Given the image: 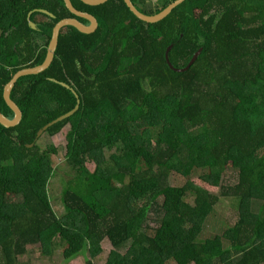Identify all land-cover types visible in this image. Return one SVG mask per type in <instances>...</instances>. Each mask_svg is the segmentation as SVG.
<instances>
[{
	"label": "trees",
	"instance_id": "1",
	"mask_svg": "<svg viewBox=\"0 0 264 264\" xmlns=\"http://www.w3.org/2000/svg\"><path fill=\"white\" fill-rule=\"evenodd\" d=\"M70 1L96 19V31L63 27L50 67L10 93L21 122L0 124V264H17L30 246L50 254L56 242L65 262L83 254L93 264L103 240L112 247L105 264H264V0H185L151 24L123 0ZM67 18L89 24L63 0H0L8 119L4 87L44 62L54 26ZM170 46L175 69L201 53L176 72ZM78 101L44 132L70 126L65 160L74 174L61 183L58 217L49 195L57 150H41L37 135ZM175 173L183 186H171ZM221 198L238 202L237 221L201 241Z\"/></svg>",
	"mask_w": 264,
	"mask_h": 264
},
{
	"label": "rangeland",
	"instance_id": "2",
	"mask_svg": "<svg viewBox=\"0 0 264 264\" xmlns=\"http://www.w3.org/2000/svg\"><path fill=\"white\" fill-rule=\"evenodd\" d=\"M145 1V4H137V6L148 15L156 14V11L162 10V8L168 3L167 0ZM37 43L38 45H43V40L38 38ZM69 131L70 126H66L60 131L59 134L53 137L42 133L36 142L41 150H45L51 146L57 150L55 161L58 164V167L56 168L55 177L52 179L49 187V195L52 208L58 217L64 215L63 205L61 203V183L64 180L71 179L74 174L72 167L66 163L65 160L67 134ZM228 177L232 183L236 182V175L233 172H229ZM170 184L174 187H181L185 184V180L180 175L175 173L171 176ZM64 187H66V184ZM216 193L219 194L218 190ZM187 202L191 204L193 202V197H188ZM238 206V202H235L232 199L221 198L218 204L213 208V212H211L210 215H208V217L205 219L203 230L199 236V239L203 241L214 236H221L227 229L232 227L238 218ZM148 218L150 219V223H153L156 220V215H154L152 209L149 211ZM129 248L130 247L128 245L119 251L123 255H126ZM38 249L39 245L28 247L27 253L18 258L17 264H86V256L83 254L79 255L71 262H65L62 256V245L58 242L55 243V246L50 254H42L38 251ZM101 249V254L93 259V264H105L109 253L112 251V247L107 240L102 241Z\"/></svg>",
	"mask_w": 264,
	"mask_h": 264
},
{
	"label": "water",
	"instance_id": "3",
	"mask_svg": "<svg viewBox=\"0 0 264 264\" xmlns=\"http://www.w3.org/2000/svg\"><path fill=\"white\" fill-rule=\"evenodd\" d=\"M80 1L85 5L94 7V6H99V5L106 3L108 0H80ZM123 1H124L125 5L127 6V8L130 10V12L137 19H139L142 22L151 24V23L160 22L163 19H165L176 7L181 5L185 0H176L174 2H171L160 13L154 14V15H148V14H145L143 11H140V9H138V7L131 2V0H123ZM63 2L65 4V7L68 9V11L72 15H74L75 17H79V18L87 20L89 22V24L84 25V24L80 23L75 18H67V19H63V20L59 21L54 26V28L52 30V35H51L49 45L47 47V53H46V57H45L44 62L41 65L35 66L33 68L22 69L13 75L12 79L4 87V90H3V99H4L7 107L13 113L12 119H8L7 117H5L4 115H2L0 113V124L4 128H7V129L13 128V127L17 126L21 122V119H22V113H21L20 109L10 99V93H11L15 83L17 82L18 79H20L22 77L30 76V75H38L40 73H43L44 71H46L50 67V65L53 61L54 55H55L57 45H58V38H59L60 30L63 27L71 26V27H74L75 29H77L80 33L89 35V34L94 33L98 27V23L93 16L86 14V13H83V12H80V11H77L73 7L70 0H63ZM40 12L46 13L43 10H40ZM30 16H31V13L28 15V20L30 19ZM30 26L33 28L34 24L30 23ZM171 48H172V46L167 48V50L165 52V59H166L167 64L169 65V67L176 72L187 71L191 67V65L194 64V62L196 61V59L199 57V55L201 53V49L197 53H195L186 68L175 69L170 64L169 58H168V54H169ZM78 109H79V101L77 102L75 108L72 111H70L69 113H67L61 117H59L58 119L52 121L51 123L47 124L41 131L38 132L37 137H40V135L42 133H44L49 127L53 126L54 124L71 117Z\"/></svg>",
	"mask_w": 264,
	"mask_h": 264
},
{
	"label": "flooded vegetation",
	"instance_id": "4",
	"mask_svg": "<svg viewBox=\"0 0 264 264\" xmlns=\"http://www.w3.org/2000/svg\"><path fill=\"white\" fill-rule=\"evenodd\" d=\"M146 14V13H145Z\"/></svg>",
	"mask_w": 264,
	"mask_h": 264
}]
</instances>
